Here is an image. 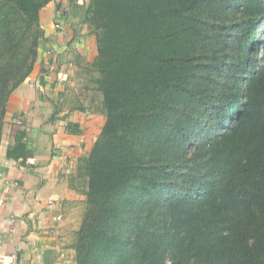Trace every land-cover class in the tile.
Segmentation results:
<instances>
[{"label":"trees","instance_id":"obj_1","mask_svg":"<svg viewBox=\"0 0 264 264\" xmlns=\"http://www.w3.org/2000/svg\"><path fill=\"white\" fill-rule=\"evenodd\" d=\"M52 0H0V138ZM106 116L75 264H264V0H89Z\"/></svg>","mask_w":264,"mask_h":264},{"label":"crops","instance_id":"obj_2","mask_svg":"<svg viewBox=\"0 0 264 264\" xmlns=\"http://www.w3.org/2000/svg\"><path fill=\"white\" fill-rule=\"evenodd\" d=\"M88 3L52 0L41 9L45 40L34 70L7 100L0 264H75L86 200L81 164L106 121L91 67L97 45L85 22Z\"/></svg>","mask_w":264,"mask_h":264},{"label":"built area","instance_id":"obj_3","mask_svg":"<svg viewBox=\"0 0 264 264\" xmlns=\"http://www.w3.org/2000/svg\"><path fill=\"white\" fill-rule=\"evenodd\" d=\"M54 24H55L54 26H55L56 28H59V27H60V24H59V23H54ZM21 121H22V120H21L20 118L16 119V122H18V123H21Z\"/></svg>","mask_w":264,"mask_h":264},{"label":"rangeland","instance_id":"obj_4","mask_svg":"<svg viewBox=\"0 0 264 264\" xmlns=\"http://www.w3.org/2000/svg\"><path fill=\"white\" fill-rule=\"evenodd\" d=\"M42 11H43V9H42ZM90 29V28H89Z\"/></svg>","mask_w":264,"mask_h":264}]
</instances>
